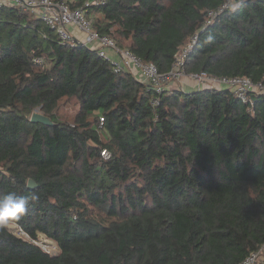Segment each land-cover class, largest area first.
Returning a JSON list of instances; mask_svg holds the SVG:
<instances>
[{
	"label": "trees",
	"instance_id": "1",
	"mask_svg": "<svg viewBox=\"0 0 264 264\" xmlns=\"http://www.w3.org/2000/svg\"><path fill=\"white\" fill-rule=\"evenodd\" d=\"M222 2L105 0L87 13L164 73ZM185 70L264 82V0L223 9ZM155 96L29 10L0 6V196L29 197L14 222L60 247L50 256L5 227L0 264H239L264 241V91L247 101L227 87ZM67 99L79 104L70 120L57 114ZM35 108L53 124L30 121Z\"/></svg>",
	"mask_w": 264,
	"mask_h": 264
},
{
	"label": "built area",
	"instance_id": "2",
	"mask_svg": "<svg viewBox=\"0 0 264 264\" xmlns=\"http://www.w3.org/2000/svg\"><path fill=\"white\" fill-rule=\"evenodd\" d=\"M75 1L0 0V6L19 5L29 10L52 28L61 42L80 44L94 50L98 56L111 64L113 72L127 71L137 75L155 92L156 96L152 99L153 104L158 102V94L166 88L170 81H179L182 76L196 81L200 88H230L242 101L249 100V92L264 91V82H254L244 75L215 76L204 71L187 72L185 70L186 58L194 48L199 31L211 24L223 9L232 8L234 0H223L220 6L206 10L203 24L188 37L184 44L178 47L169 70L164 73L160 72L153 62L144 61L127 47L119 46L110 34L100 33L93 27L92 18L87 12L91 6L103 4L105 0H83L76 5L73 4ZM36 61L39 62L40 59ZM102 119L100 117L99 126L102 124ZM100 154L108 157L109 151L103 148ZM6 228L16 236L36 244L50 256H57L60 253L58 243L44 234L31 237L14 221L10 222ZM263 253L264 241L255 250L250 251L239 264H264Z\"/></svg>",
	"mask_w": 264,
	"mask_h": 264
},
{
	"label": "clouds",
	"instance_id": "3",
	"mask_svg": "<svg viewBox=\"0 0 264 264\" xmlns=\"http://www.w3.org/2000/svg\"><path fill=\"white\" fill-rule=\"evenodd\" d=\"M29 204V197L14 192L0 196V229L12 221H19L27 212Z\"/></svg>",
	"mask_w": 264,
	"mask_h": 264
},
{
	"label": "rangeland",
	"instance_id": "4",
	"mask_svg": "<svg viewBox=\"0 0 264 264\" xmlns=\"http://www.w3.org/2000/svg\"><path fill=\"white\" fill-rule=\"evenodd\" d=\"M233 3H234V5H233V7H234L235 4H236V0H234ZM172 82H173V80L170 81V83H172ZM177 88H179V87L177 86ZM78 108H79V104H78L77 101H75L73 99L72 100L67 99L66 101H63L59 105V107L57 109V114L62 119H68V120H70L74 116V114L77 112ZM262 258H264V253H263Z\"/></svg>",
	"mask_w": 264,
	"mask_h": 264
},
{
	"label": "crops",
	"instance_id": "5",
	"mask_svg": "<svg viewBox=\"0 0 264 264\" xmlns=\"http://www.w3.org/2000/svg\"><path fill=\"white\" fill-rule=\"evenodd\" d=\"M177 86L186 91L194 90L198 87V84L196 81L188 78L187 76H182L179 81H173L172 83L167 84L166 88L168 87L169 89L177 88Z\"/></svg>",
	"mask_w": 264,
	"mask_h": 264
},
{
	"label": "water",
	"instance_id": "6",
	"mask_svg": "<svg viewBox=\"0 0 264 264\" xmlns=\"http://www.w3.org/2000/svg\"><path fill=\"white\" fill-rule=\"evenodd\" d=\"M29 120L32 122H40L43 124H47V125H52L53 121H51L50 117L46 116L45 114H43L41 111H39L38 108H35L29 117ZM27 185L29 187H34L35 186V182L34 180H32L31 178L28 179Z\"/></svg>",
	"mask_w": 264,
	"mask_h": 264
}]
</instances>
